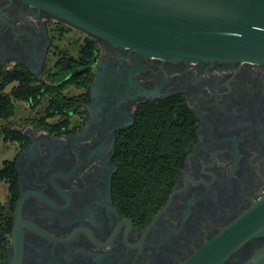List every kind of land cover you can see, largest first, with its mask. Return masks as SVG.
Returning a JSON list of instances; mask_svg holds the SVG:
<instances>
[{"label": "flooded vegetation", "instance_id": "af4514ba", "mask_svg": "<svg viewBox=\"0 0 264 264\" xmlns=\"http://www.w3.org/2000/svg\"><path fill=\"white\" fill-rule=\"evenodd\" d=\"M72 30L80 31L33 5L0 0V80L24 69L46 81L67 52L56 42ZM91 39V102L67 126L35 117L9 127L20 138L6 142L16 177L2 181L0 264H182L264 195L263 63L168 59ZM173 96L197 119L196 142L164 204L136 220L114 191L117 135L139 105ZM263 252L264 237L250 239L222 264H252Z\"/></svg>", "mask_w": 264, "mask_h": 264}, {"label": "water", "instance_id": "95a60500", "mask_svg": "<svg viewBox=\"0 0 264 264\" xmlns=\"http://www.w3.org/2000/svg\"><path fill=\"white\" fill-rule=\"evenodd\" d=\"M87 36L176 60L264 64V0H21ZM98 83L92 85L94 93ZM264 237V195L182 264H222ZM252 264H264V252Z\"/></svg>", "mask_w": 264, "mask_h": 264}, {"label": "trees", "instance_id": "16d2710c", "mask_svg": "<svg viewBox=\"0 0 264 264\" xmlns=\"http://www.w3.org/2000/svg\"><path fill=\"white\" fill-rule=\"evenodd\" d=\"M96 43L86 37L78 57L67 52L48 73L46 81H37L24 69L10 73L0 80V121H9L15 114V102L38 108L44 99L47 107L41 121L57 119L67 126L73 114L80 113L91 102V73L83 71L91 63ZM16 84L10 93L6 88ZM83 90L69 95V88ZM48 129V128H47ZM197 119L185 101L173 96L147 102L137 107L133 125L117 135L114 191L126 215L146 221L164 204L177 183L186 158L196 142ZM20 134L0 126V141H15ZM13 164L4 161L0 167V182L13 181ZM6 208L0 203V257L3 252L8 225Z\"/></svg>", "mask_w": 264, "mask_h": 264}, {"label": "rangeland", "instance_id": "374dc122", "mask_svg": "<svg viewBox=\"0 0 264 264\" xmlns=\"http://www.w3.org/2000/svg\"><path fill=\"white\" fill-rule=\"evenodd\" d=\"M86 37L81 31L72 30L69 34L66 35L65 39L61 42H56L57 48L59 50H66L69 55L73 57H77L80 43H82L83 39ZM57 59L56 55H51L49 60V66H52L55 60ZM11 86H8L7 92L10 91ZM83 90L76 88H69L67 93L69 95H78L82 93ZM47 107V99L43 100L41 106L38 109H31L24 102H16L15 103V114L8 122L0 121V125L11 127L12 129H21L27 121H31L35 117L43 116L45 109ZM56 120V119H54ZM13 147L11 144L6 143L5 141H0V167H2L3 162L5 160H10L13 156ZM6 184L0 182V202L3 203L6 194Z\"/></svg>", "mask_w": 264, "mask_h": 264}]
</instances>
